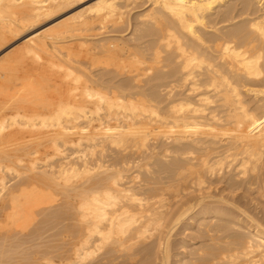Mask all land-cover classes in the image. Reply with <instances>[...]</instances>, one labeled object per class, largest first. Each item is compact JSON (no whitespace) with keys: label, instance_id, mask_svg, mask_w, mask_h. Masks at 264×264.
<instances>
[{"label":"bare ground","instance_id":"1","mask_svg":"<svg viewBox=\"0 0 264 264\" xmlns=\"http://www.w3.org/2000/svg\"><path fill=\"white\" fill-rule=\"evenodd\" d=\"M81 1L0 0V49ZM139 1L0 58V264H264V0H146L131 45Z\"/></svg>","mask_w":264,"mask_h":264},{"label":"rangeland","instance_id":"2","mask_svg":"<svg viewBox=\"0 0 264 264\" xmlns=\"http://www.w3.org/2000/svg\"><path fill=\"white\" fill-rule=\"evenodd\" d=\"M96 1H98V0H82L79 4L77 3L76 5H74V7L71 6V7H69L68 9L64 10L65 12L62 11V12L60 13L61 15L58 14V15H56V16L50 18V19H47V20H45V21H42V22L40 23V25L37 26L35 29H33V30L29 31V32H26V33H24V34H21V35H20L21 37H20L19 35H18V36H14V37H17V38H14V37H13L14 40L8 42V43H10L9 45L7 44L8 46L5 45L6 47L4 46L3 48L0 49V50H1V51H0V58L3 57V56L8 57V56L6 55L7 52H9V53H13L14 50L16 51V50H18L20 47H22V45L24 44L23 42H25L26 37H28L29 35L33 34V32L35 33V31H36V32H38V31H42V29L45 30V29H47L48 27H50V25L52 26L55 22L60 21V19L62 20V19H64V18L68 17L69 14H71V15H72V14H75V12H78V10H82V8H83V9H84V8L86 9V7H90V6H92ZM144 2H145V4H146L147 6L144 5ZM234 2H235V0L232 1V2L230 1V3H234ZM80 4H81V5H80ZM148 4H149V3H147L146 0H144V1H143V0L139 1V3L136 4V7H134V8L132 9V11L129 13V17H127L128 19L126 18V22H125L123 25H121L120 28H119V27L114 28L115 30H112L113 28H111V29L109 28V30H112L113 32H116V33H114V35L111 34L112 32H110L109 35H113V36H115V37L118 38V39L122 37L121 40H124V41H128V40H129V42L132 43L131 45H133V44H135V43H136V44H138V43H139V44H142V42L144 43L145 41H148V38H147V39H144V41H143V40H139V42L133 40V42H135V43H133L132 40H130V39H132V37L130 36V33H131V32L133 33L134 28L137 26V25H135V24H136V23H137V24H140V20L138 21V16H139V14H140V13L142 14V13H143L142 11H144V13H145L146 10H149V9L151 8V7H150V4H149V5H148ZM78 5H79V6H78ZM139 5H140V7H141V6H144V7H141V8H140ZM70 8H71V9H70ZM138 8H140V9H138ZM135 10H136V11H135ZM139 10H140V11H139ZM63 12H64V14H63ZM130 14H131V15H130ZM136 14H137V15H136ZM63 15H64V17L62 18ZM65 15H66V16H65ZM134 15H135V17H133ZM58 16H59V17H58ZM60 16H61V17H60ZM69 16H70V15H69ZM131 16H132V17H131ZM136 16H137V17H136ZM56 17H58L59 19L56 18ZM53 18H54V19L56 18V19H55L56 21H55ZM129 18H130V19H129ZM135 18H136L137 20H136ZM132 19H133V20H132ZM127 20H128V21H127ZM136 21H137V22H136ZM130 22H132L131 24L135 26L134 28H132V25L130 24ZM135 22H136V23H135ZM138 22H139V23H138ZM126 23H127V24H126ZM128 23H129V25H131V26H129ZM134 23H135V24H134ZM124 25H125V28H124ZM126 25H128V29H127V26H126ZM122 27H123V28H122ZM44 28H45V29H44ZM117 29H119V30H117ZM120 29H123V30L126 31V32L124 33V31H123V30L121 31ZM116 30H117V31H116ZM131 30H132V31H131ZM32 31H33V32H32ZM118 31H119L120 33H122V34H120ZM117 32H118L119 34H118ZM88 33H89V32H88ZM91 33H92V32H91ZM91 33H90V34H91ZM123 33H124V34H123ZM132 33H131V35H132ZM127 35L130 36L131 38L129 37L130 39H128V36H127ZM24 36H25V37H24ZM120 36H121V37H120ZM125 36H126V37H125ZM139 36H140V33H139V34L137 33V34H136V37H139ZM18 37H19V38H18ZM113 38H114V37H113ZM123 38H127V39H123ZM91 39H93V38H91ZM23 40H24V41H23ZM137 40H138V39H137ZM141 41H142V42H141ZM140 42H141V43H140ZM71 44H72V46H73V45L76 46V47L74 46V48H75L76 50L74 49L73 51H74L75 54H77V56L75 55V57H77V58L80 59L79 62L76 61L77 59H76V60H73L74 63H75V64L73 63V65L77 68V70H78V71H79V70H82V72H83V71H85L86 69H90V70H89L90 73H92L94 76L101 75V74H100L101 72L99 71V70H101V67H99V69H98V67H96L95 70H93V69L90 68V64H91L90 61L92 62V56H91V55H88L84 50L81 51V53H83V54H82L83 56L81 55V53H78V52H80V51L77 50V49H79V48L77 47V44H78L77 41H75V42H73V43H71ZM136 44H135V45H136ZM14 47H15V48H14ZM11 51H13V52H11ZM77 51H78V52H77ZM9 53H8V55H9ZM4 54H5V55H4ZM10 55H11V54H10ZM6 57H4L3 59H5ZM80 57L84 60V62H85L87 65L84 64V62L82 61V59H81ZM84 57H85V58H84ZM86 57H87L88 60L86 59ZM89 57H90V58H89ZM45 58H46V57H45ZM73 58H74V57H73ZM1 59H2V58H1ZM3 59H2V60H3ZM89 59H90V60H89ZM27 60L29 61V59H27ZM27 60H26V62H25L26 64L24 63V65H23V66H24V69H23V67H21L22 70H21L20 68L18 69V72H19V73L23 74V72H22L23 70H24V72H25L26 70H28V69H32L33 67H35L34 64H30V63H32L31 60L29 61L30 63H29ZM75 61H76V62H75ZM80 61H81V62H80ZM1 62H2V61H1ZM1 62H0V63H1ZM77 62H78V63H77ZM27 63H29L30 65L28 66ZM46 63H47V62H46ZM46 63H45V62H42V64H40V66L38 65L39 68H40L41 70H43V69L49 70V65H50V63H49V65H46ZM47 64H48V63H47ZM76 64H77V65H76ZM79 64H80V65H79ZM83 64H84V65H83ZM78 65H79V66L82 65L81 68H80ZM83 66H86V67L88 66V67L86 68V67H83ZM29 67H30V68H29ZM82 68H84V69L86 68V69L84 70V69H82ZM96 69H97L99 72H98ZM19 70H20L21 72H20ZM79 72L81 73V71H79ZM19 73H18V75H19ZM25 73H26V72H25ZM96 73H97V74H96ZM102 73H103V72H102ZM21 74H20L19 76H21ZM29 74H32V72H30ZM33 74H35V73H33ZM55 80H56L57 82L60 81V80H58L57 78H56ZM17 134H19V133H17ZM21 134H22V133H20L19 135H21ZM19 135H18V137H19ZM23 135H24V134H22L21 136H23ZM25 135H26V134H25ZM21 136H20V137H21ZM12 137H13V139H14V137L18 138L17 135H16V131H14V133L11 134L10 138H9V136H8V140H9V139L12 140ZM256 208H257L256 204H255V205H254V204H251V206H250V209H251V210L255 209V211H256L257 213H259V214H261V213L263 212L262 208H259V209H256ZM260 209H261L262 211H261ZM257 210H260V212H258ZM53 211H54V210H53ZM53 211H52V212H53ZM263 213H264V212H263ZM263 213H262L260 216L264 215ZM57 221H58V220H57ZM57 221H56V220H51L50 222H55V223H52V224H51V223L49 222V223H50L49 225H48V223H45L44 227H43L42 225L39 226V227H41L40 230H41L42 228H45V231H46L45 233H46V234L43 232L44 230L42 229V232H43V234H45V235H44L45 237L49 236V238H50V237H52V235L55 234L56 236L54 235V238H52V239L54 240L56 237H57V239H58L60 236H62L61 234H64L66 231H68V228L65 226V225L67 224V222H64V223H63V222H57ZM56 223H57V224H56ZM58 223H59L60 225H59ZM61 223H62V224H61ZM68 223H69V222H68ZM54 224H56V225H54ZM64 224H65V225H64ZM71 224H72V223H71ZM71 224L69 223V224H67V225L70 226ZM46 225H48L49 227L46 226ZM50 225H51V228H53V229L56 228V229H55V230L50 229ZM52 225H53V227H52ZM57 225H58L59 227H58ZM63 225L66 227V228L64 227V230L62 229V228H63ZM45 226H46V227H45ZM54 226H55V227H54ZM56 226H57V227H56ZM60 226H61V229H60ZM37 227H38V226H37ZM37 227H36V228H37ZM39 227H38V228H39ZM47 228H49L50 231H48L49 229H47ZM197 228H198V227L191 228L190 231L188 230V231L190 232L191 236H193V235L195 234L194 232L197 231L200 227H199L198 229H197ZM46 229H47V230H46ZM58 229H60V230H58ZM51 230H52V231H51ZM61 230H62V232H61V234H60V231H61ZM192 230H193V231H192ZM47 231H48L49 233H48ZM55 231H56L57 233L59 232V234H58L59 237L57 236V233H55ZM64 231H65V232H64ZM180 231L183 233V232H184V228H181ZM186 231H187V230H186ZM191 231H192V232H191ZM42 232H40V233L42 234ZM52 233H53V234H52ZM66 233H67V232H66ZM49 234H51V235H49ZM183 234H184V233H183ZM190 234H189L188 232H186V233H185V237H189ZM46 235H47V236H46ZM44 236H43V238H44ZM182 236H183V235H182ZM191 236H190V238H192ZM183 237H184V236H183ZM193 237H196V234H195ZM61 238H62V237H61ZM61 238H59V239H61ZM179 238H182V237L180 236ZM59 239H58V240L55 239L56 241H55V240H54V241H50L51 238H50V239L46 238V239H44V240H45V241H46V240H47V241L49 240V242H50L51 245H52L53 242H54V243L56 242V245H58V242H57V241H60ZM44 240H43V241H44ZM45 241H44V242H45ZM197 241H199V242H198L199 244H201V242H202V240H200V239H197ZM51 242H52V243H51ZM54 243H53V244H54ZM60 243L63 244L62 241H61ZM60 243H59V245H61ZM198 243L194 244L193 248H194L195 246L198 247V246H199ZM44 245H48V243H47V244H43V246H44ZM54 245H55V244H54ZM54 245H52V246H54ZM197 245H198V246H197ZM43 246L41 247V250H42V251L46 250V248H48L50 251H52V249L49 248V247H51L50 245H48L46 248H44ZM42 248H43L44 250H43ZM193 248H192V249H193ZM48 249H47V251H49ZM32 250H33V251H32ZM32 250H31V252H34V251H35V249H32ZM189 250H191V249H189ZM58 252H59V251H58ZM178 252H179V250H178ZM180 252H182L181 249H180ZM29 253H30V251H29ZM55 254H56V253H55ZM63 255H64V254H63ZM99 256H100V257H99ZM99 256H98L99 258L97 257L98 259L96 258V259L94 260L95 262L99 261V263L97 262L96 264H100V262H101V264H105V263L108 264V261L104 260V258H106V257H105V256H106L105 253H104V256H102V255H99ZM189 256H190V255H188V257H189ZM102 257H104V258H102ZM107 257H108V256H107ZM100 258H101V259H100ZM100 260H101V261H100ZM94 261H92V262H88V263H89V264H92V263L95 264ZM102 261H103V262H102ZM104 261H105V262H104ZM120 261H121V260H119V261H117V262H120ZM111 264H112V263H111Z\"/></svg>","mask_w":264,"mask_h":264}]
</instances>
